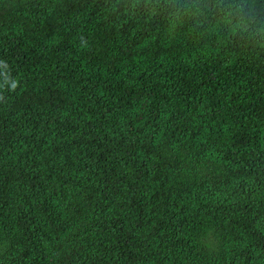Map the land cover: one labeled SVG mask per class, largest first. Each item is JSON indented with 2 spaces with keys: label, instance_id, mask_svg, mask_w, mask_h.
I'll return each mask as SVG.
<instances>
[{
  "label": "trees",
  "instance_id": "16d2710c",
  "mask_svg": "<svg viewBox=\"0 0 264 264\" xmlns=\"http://www.w3.org/2000/svg\"><path fill=\"white\" fill-rule=\"evenodd\" d=\"M168 2L0 0V264H264V47Z\"/></svg>",
  "mask_w": 264,
  "mask_h": 264
},
{
  "label": "clouds",
  "instance_id": "9594fccd",
  "mask_svg": "<svg viewBox=\"0 0 264 264\" xmlns=\"http://www.w3.org/2000/svg\"><path fill=\"white\" fill-rule=\"evenodd\" d=\"M167 8L177 21L187 18L200 23L201 18L211 16L224 31L264 47V23L250 16L243 6L225 4L223 0H169ZM15 86L14 82L12 87Z\"/></svg>",
  "mask_w": 264,
  "mask_h": 264
}]
</instances>
